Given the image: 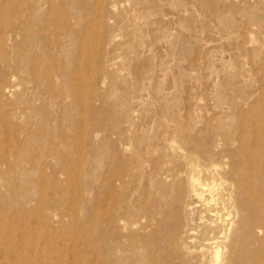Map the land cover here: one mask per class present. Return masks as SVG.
I'll use <instances>...</instances> for the list:
<instances>
[{
	"label": "bare ground",
	"instance_id": "6f19581e",
	"mask_svg": "<svg viewBox=\"0 0 264 264\" xmlns=\"http://www.w3.org/2000/svg\"><path fill=\"white\" fill-rule=\"evenodd\" d=\"M119 1L98 0L92 22L93 0H55L53 10L63 7L66 12L62 17L65 28L56 34L49 33L53 26L48 12L44 11L47 0L17 2L12 25L0 11V97L14 100L15 104L3 121L20 123L27 114L21 109L23 105L40 99L46 102L30 125L33 129L41 126L43 133L28 130L24 134L0 133V147L4 148L0 153L1 248L26 246L30 238L42 233L55 234L52 224L62 223L50 211L51 201H45L40 208L32 206L34 194L40 188L33 183V168L44 174L51 169L57 176L59 169L69 165L68 151L73 147L71 133L77 120L74 113L87 105L90 96L100 99L98 85L105 82L101 78L96 89L92 87V94L80 91L85 85L84 77L92 69L96 49V39L89 37L87 31L97 28L101 48H105L110 30L104 18L107 14H116ZM157 1L138 0L135 14L143 13V3ZM239 1L248 4L250 0ZM195 3L205 11V0H195ZM22 6L27 9L25 17L18 15L17 10ZM211 14L224 35L236 34L237 25L228 15ZM80 27L84 33H79ZM165 33L173 46V36ZM183 46H186L185 39ZM252 48L258 59L264 56V41H254ZM119 54L115 52L110 61L100 60L103 76L109 75ZM222 59L228 81L213 91L219 109L214 119L203 123L189 106L183 107L175 100L169 102L167 94L160 89L163 97L156 106L163 110L162 118L169 122L153 131L161 122L160 116L154 114L150 117V126L139 128L126 124L125 136L114 140L115 146L121 145L129 153L125 159L116 153L110 155L97 129L86 126L79 130L85 136L80 145L89 146L84 151V166L86 169L89 166V176L93 175V192L84 190L83 197L95 195H91L92 199L95 197L93 235L96 239L91 264H264V88L256 91L251 75L245 76L244 71L232 72L229 61ZM48 61H53V65L45 78L40 67ZM259 61L263 67L264 61ZM31 69L34 87L23 94L19 76ZM248 73L251 72L248 70ZM43 85L48 86L49 93L40 91ZM86 86L90 87L88 83ZM114 96L126 109V99ZM109 116L112 114H103L99 119L103 122ZM60 124L70 126L60 129ZM152 131L154 135H150ZM51 135L59 143L54 145L49 139ZM136 139H139V152L134 143ZM47 150L54 153L47 155ZM153 156L156 161L150 167ZM100 189L103 191L99 192ZM57 204L58 201L54 202V206ZM40 210L42 214L38 217ZM117 230L120 237L115 240ZM101 237L108 242L107 260L101 255Z\"/></svg>",
	"mask_w": 264,
	"mask_h": 264
},
{
	"label": "rangeland",
	"instance_id": "374dc122",
	"mask_svg": "<svg viewBox=\"0 0 264 264\" xmlns=\"http://www.w3.org/2000/svg\"><path fill=\"white\" fill-rule=\"evenodd\" d=\"M23 1L0 0L1 14L11 25L16 4ZM52 2L54 3L55 0H47L44 11L48 12L49 20L53 26L49 33L56 34L65 28L62 17L66 15V12L63 7L53 10ZM93 2L94 6L90 8L92 22L95 19V4L98 0H93ZM205 3V11L202 10V12L197 7L195 0H158L156 4L145 2L142 4L143 13L135 14L134 9L139 5L138 0H121L118 3L116 14H107L104 18L106 28L108 31L110 30V34L108 33L109 42L105 48H101L97 28L91 27L87 31L89 37L96 39V49L92 55V69L84 77L85 85L83 84L80 91L84 94H92L98 81L105 78V82L103 84L100 82L98 85L101 98L96 100L90 96L87 105L79 113H74L77 120L76 127L72 133L70 132L73 147L70 148L71 152L68 151L69 165L59 169L60 173L57 176H54L51 169L46 170L44 174L36 167L33 168V183L39 185L40 188L34 194L35 202L32 206L40 208L45 201H49L48 203L51 201L49 209L57 214L62 223L52 224L55 234L42 233L30 238L29 244L26 246L0 247L3 254V258H1L2 255L0 257V261L2 260L0 264H91L93 248L96 244L93 235L95 197L92 199L91 195L93 194L87 199L85 196L83 197L84 190L93 192V175L90 173L89 176L88 172H91V169L89 166L87 169L84 166L86 157L84 151L89 150V146L88 144L80 145L85 140L83 131H79L81 128L90 126L97 129L98 135L104 139L106 148L110 149V155L116 153L120 159H125L129 153L121 145L115 146L114 140L116 137L123 138L125 136L126 124H132L139 128L150 126V117L154 114L160 116L161 122L153 131H157L158 128L160 130L167 124L166 122H169L162 118L163 110L156 106L163 97L160 94V89L167 94L169 102L179 101L183 107L189 106L194 115L204 123L218 115L217 97L213 91L220 83L228 81L223 72L222 58L226 62L229 61L232 72L244 71L245 76L251 75L256 91L264 88V66L262 67L259 61L260 59L264 61V56L258 59L253 54L252 48L254 41H264V0H250L248 4L239 0H205ZM17 11L21 17L27 15L25 6L18 8ZM211 13L228 15V19L237 25L236 34L233 37L224 35ZM116 15L117 18H114L113 16L116 17ZM78 31L80 34L84 33L83 27L78 28ZM137 31H139L138 34H136ZM165 31L173 36L175 42L173 46L165 38ZM184 39L185 47L183 46ZM7 46H10V43ZM115 52L120 53L119 62L115 61L109 75L103 76L104 73L99 62L102 58L110 61ZM212 55L214 58L210 57ZM124 63L127 67L124 66ZM52 65L53 61L41 65L40 72L45 78ZM208 65H211V68H208ZM248 70L251 73H248ZM29 71L19 76L20 88H22L20 92L23 94L34 87L33 71L32 69ZM216 82L217 84H215ZM87 83L90 85L88 88ZM156 87L159 88V91L156 90L158 89ZM40 91L49 93L50 89L47 85H43L40 87ZM155 91H157L156 94ZM113 94L126 99L125 101L128 103L126 109L120 106V101ZM157 95L159 96L157 97ZM30 96L28 95V97ZM257 98L255 97V99ZM44 104H46L44 99H40L33 104L23 105L21 109L26 110L27 114L22 122H5L3 119L9 117L15 104L14 100L0 97V126L2 125L0 133L24 134L25 130L38 134L43 133L41 126L39 129H33L35 127L30 125L38 117ZM142 111L143 113H141ZM109 113L112 114V117L109 116L101 122L99 118L103 114ZM64 126L67 128L70 125L64 124ZM64 126L60 124L58 128L65 129ZM153 131L150 135L155 134ZM49 139H52L54 145L59 143L52 135ZM137 140L139 139H136L134 143L136 151L139 152L140 144ZM220 145L222 147L224 143L221 142ZM11 147L14 148L13 145ZM79 147H82L80 153ZM3 150L4 148L0 147V153ZM53 153V150H47V155ZM65 153L67 152L65 151ZM155 158L154 156L151 158L150 167L155 163ZM136 177H139L138 172ZM8 189L14 190L15 188L8 186ZM102 191V189L99 190V192ZM56 201L58 204L54 206ZM39 213L42 214L41 210L37 213L38 217ZM117 231L115 240L120 237V231ZM107 243L105 237L100 238L101 255L104 260H107L105 255ZM161 259L164 261L163 257Z\"/></svg>",
	"mask_w": 264,
	"mask_h": 264
}]
</instances>
